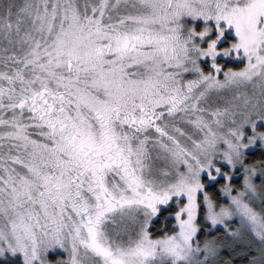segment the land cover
Segmentation results:
<instances>
[{
	"label": "snow or ice",
	"instance_id": "obj_1",
	"mask_svg": "<svg viewBox=\"0 0 264 264\" xmlns=\"http://www.w3.org/2000/svg\"><path fill=\"white\" fill-rule=\"evenodd\" d=\"M0 264H264V0H0Z\"/></svg>",
	"mask_w": 264,
	"mask_h": 264
},
{
	"label": "rangeland",
	"instance_id": "obj_2",
	"mask_svg": "<svg viewBox=\"0 0 264 264\" xmlns=\"http://www.w3.org/2000/svg\"><path fill=\"white\" fill-rule=\"evenodd\" d=\"M56 255H59V256L63 257V256L66 255V253L62 249L56 248L54 254L50 251L49 259H53L54 260L56 258Z\"/></svg>",
	"mask_w": 264,
	"mask_h": 264
},
{
	"label": "trees",
	"instance_id": "obj_3",
	"mask_svg": "<svg viewBox=\"0 0 264 264\" xmlns=\"http://www.w3.org/2000/svg\"><path fill=\"white\" fill-rule=\"evenodd\" d=\"M231 66L236 67V65H231ZM252 154H253V155H256V156H259V155H260V151H259V149H253V150H252Z\"/></svg>",
	"mask_w": 264,
	"mask_h": 264
}]
</instances>
